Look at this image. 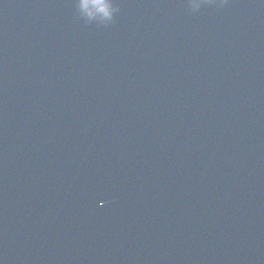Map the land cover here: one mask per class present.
<instances>
[{
  "label": "water",
  "instance_id": "95a60500",
  "mask_svg": "<svg viewBox=\"0 0 264 264\" xmlns=\"http://www.w3.org/2000/svg\"><path fill=\"white\" fill-rule=\"evenodd\" d=\"M111 2L0 0V264H264V0Z\"/></svg>",
  "mask_w": 264,
  "mask_h": 264
},
{
  "label": "clouds",
  "instance_id": "9594fccd",
  "mask_svg": "<svg viewBox=\"0 0 264 264\" xmlns=\"http://www.w3.org/2000/svg\"><path fill=\"white\" fill-rule=\"evenodd\" d=\"M205 2L206 0H188L189 7L193 11L200 9ZM93 6L104 8L106 10L107 18H111L116 11V8H114L111 0H103L102 3L96 5H93L92 0H80L79 7L85 14H87V10Z\"/></svg>",
  "mask_w": 264,
  "mask_h": 264
}]
</instances>
